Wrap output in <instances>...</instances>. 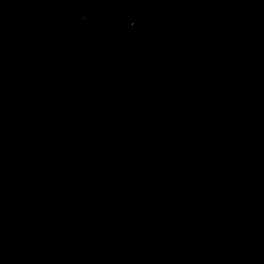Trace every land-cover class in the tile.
<instances>
[{"label": "flooded vegetation", "instance_id": "flooded-vegetation-1", "mask_svg": "<svg viewBox=\"0 0 264 264\" xmlns=\"http://www.w3.org/2000/svg\"><path fill=\"white\" fill-rule=\"evenodd\" d=\"M108 5L109 0H0V80L7 77L31 96L49 119L64 117L58 118L63 119L59 126L55 121L48 126L56 134L49 143L70 161L78 157L75 166L80 159L87 164V185L50 198L43 222L29 225L20 239L27 247L24 262L33 254L34 264H217L209 247L189 238L195 233L188 231L194 222L185 181L198 170L193 150L201 127L223 121L218 114L229 99L185 92L212 82V63L199 53L189 61L177 58L174 70L163 62L172 57L154 58L146 83H158L159 92L143 97L146 85L140 86L137 73L141 68L145 75L147 58H134L141 43L103 33ZM101 73L117 88L97 96L93 83ZM222 82L218 76L215 84ZM129 91L144 108L143 120ZM169 104L179 107H172V123L162 129L154 121L162 117L160 107ZM71 123L78 125L73 127L80 129L81 139ZM152 136L165 139V147ZM60 163L66 174L71 164ZM3 244L13 252L0 255L1 261L11 264L23 257L26 248L9 240Z\"/></svg>", "mask_w": 264, "mask_h": 264}, {"label": "trees", "instance_id": "trees-1", "mask_svg": "<svg viewBox=\"0 0 264 264\" xmlns=\"http://www.w3.org/2000/svg\"><path fill=\"white\" fill-rule=\"evenodd\" d=\"M191 2L197 5L193 13L188 9ZM133 6L131 0H109L103 33L116 36L133 13L134 27L123 37L133 45L141 43L135 59L147 58L145 75L141 68L137 73L141 87L158 56L189 61L199 53L223 66L226 59L235 63L241 56H232V47L225 59L208 55L215 38L252 48L264 43V0H140L137 10ZM255 80L250 85L264 92V82L259 86ZM6 85L18 90L20 105H28L31 114L3 103L7 89L1 86ZM0 90V234L11 228L16 238L51 211L50 198L56 195L65 165L35 161L51 155L49 141L56 137L47 126L46 112L13 84L0 80ZM245 96L224 100L230 112L225 122L201 127L193 150L198 170L185 181L186 207L195 225L189 238L209 247L217 264H264V119L251 110L253 103ZM0 239L8 240L4 234ZM6 246L0 243V255L9 257L13 250Z\"/></svg>", "mask_w": 264, "mask_h": 264}, {"label": "rangeland", "instance_id": "rangeland-1", "mask_svg": "<svg viewBox=\"0 0 264 264\" xmlns=\"http://www.w3.org/2000/svg\"><path fill=\"white\" fill-rule=\"evenodd\" d=\"M164 5H166V1L163 2ZM188 9L190 12H195L197 10V5L196 3L188 4ZM232 47V56L238 55L241 56V59L238 62H232L230 59H226L224 65L228 66L227 69H223V66H216L212 64L213 69H209L208 75L211 76L212 82L211 81H206L207 85L205 84H196L192 88L196 86H201L197 87L196 89L190 88V90L185 91L186 93L194 95H199V96H205L207 99H220L222 97L229 99V100H236V99H241L242 97L246 96L245 99L249 100V103H253L252 111L256 112L258 114L259 118L264 119V92H261V89L259 87L255 89L252 87L250 84L253 82L252 79L253 77L256 76L255 82H259V86H261V82H264V43H259L256 44L254 48L250 47L248 44H243V43H236V44H230L227 43V41L220 37H217L213 40L211 43V48L212 52L210 55L211 57H215L216 59L222 60L225 59L223 58L225 53H230V49ZM206 58V57H205ZM208 59V58H207ZM196 60L200 61V56H197ZM204 58H201V64H204L202 61H204ZM209 60V59H208ZM196 61V62H199ZM168 67L171 68V70H174L172 67L173 64L178 63L177 57L173 56L172 58L166 59L165 61ZM199 66V67H200ZM216 71H215V69ZM219 77L224 78V82H222V85L218 83V85L215 84L216 79ZM200 77H206V76H200ZM3 82L8 83V78L5 76H2ZM151 81H153L152 78H150ZM10 81V80H9ZM213 83V84H210ZM111 84V85H110ZM146 90L145 92L147 94L143 93V97L145 98H151L159 92L157 90L158 83L155 82V86L153 87L151 84L146 83ZM93 86L95 88V92L97 96H101L103 94H107L108 92H113L116 90L117 86L116 84L109 79L107 75L104 73H101L98 75L97 81L93 83ZM110 86V87H109ZM32 89H35V86L32 84L31 85ZM1 89L6 90L5 98L3 99V103H10L14 108H17V112L20 114L22 113H30V108L28 105L22 107L19 103L20 95L18 93V90L13 87H8L6 86H1ZM178 93H175V96H177ZM215 100V99H214ZM51 102V100H47L46 103ZM257 105L259 108H257ZM178 108V104H169L167 106H161L162 108V117L158 120V116H156V119L154 123H157V127H161L162 129H167L173 119V113L175 111L172 109V107ZM48 109V108H47ZM49 110V109H48ZM50 111H53L52 109ZM214 111L219 113V110L217 107H214ZM46 114V113H45ZM219 115V114H218ZM230 115L229 109L225 108L221 114V117L223 121L228 118ZM47 116V115H46ZM62 116H57L56 114L52 115L50 119L48 120L47 126H52L53 121H55V124L58 126L60 123L63 121V119H58ZM57 119V120H55ZM216 125V124H215ZM73 126H78L77 124H71V128L74 130L76 133L77 137H79V128H75ZM98 127V126H97ZM81 139V136H80ZM153 141H157V144L159 147L164 148L166 141L163 138L157 137V136H152ZM65 156V157H64ZM39 165H51L55 164L56 162H66L68 163L69 166V171L65 174L64 178L60 180L56 186V194H60L63 191H72V190H78V188L85 187L87 184V179L84 177L83 173L86 172V165L87 164H82L85 160L80 159V166L77 167L72 163H75L78 161V157L76 161H70L67 157L66 154L62 151L57 149L56 147L51 150V155L45 157L43 160H35ZM82 164V165H81ZM75 167V168H74ZM84 193H86V189L84 190ZM189 233L194 232V226L193 224H190L188 227ZM29 232H23L19 236H16V238H13L14 235V230L11 228H7L4 231H2V234L6 236V238L9 240L10 245L16 246L17 248H26L23 252V257L19 260L13 261L11 264H34L32 261V258L34 257L33 254L32 256H28V261L29 263L24 262V260L27 258L26 256V243L23 244V246L19 243L20 239L24 237V235ZM0 234V237L2 236ZM25 241V240H24ZM3 241L0 239V243ZM9 245V246H10ZM35 249V246H32V251ZM31 251V245L30 249ZM17 256V255H16ZM0 264H9L8 261H1Z\"/></svg>", "mask_w": 264, "mask_h": 264}, {"label": "built area", "instance_id": "built-area-1", "mask_svg": "<svg viewBox=\"0 0 264 264\" xmlns=\"http://www.w3.org/2000/svg\"><path fill=\"white\" fill-rule=\"evenodd\" d=\"M135 3V8H137L138 3L140 0H132ZM134 21L132 20L131 17L126 19L124 21V25L121 26L120 31L118 32V36L122 37L128 33V31L133 27Z\"/></svg>", "mask_w": 264, "mask_h": 264}, {"label": "water", "instance_id": "water-1", "mask_svg": "<svg viewBox=\"0 0 264 264\" xmlns=\"http://www.w3.org/2000/svg\"><path fill=\"white\" fill-rule=\"evenodd\" d=\"M200 64H201V62H200ZM200 64H199V66H200ZM199 66H198V68H199ZM129 87H130V81L128 79L127 80V88H129ZM129 95H130L131 100L133 101V103L138 107L139 113L141 114L142 119H143L144 115H145L143 106L140 105L139 101L135 98V96L133 95V93L131 91H129Z\"/></svg>", "mask_w": 264, "mask_h": 264}, {"label": "clouds", "instance_id": "clouds-1", "mask_svg": "<svg viewBox=\"0 0 264 264\" xmlns=\"http://www.w3.org/2000/svg\"><path fill=\"white\" fill-rule=\"evenodd\" d=\"M131 1H132V0H131ZM132 2H133V1H132ZM133 3H134V2H133ZM138 4H139V3H138ZM137 9H138V6H137V8H135V3H134V6H133L132 10L135 11V10H137ZM132 16H133V13H130L129 16H128L126 19H128L129 17L132 18ZM126 19H125V20H126ZM125 20H123V25H124V21H125ZM132 20H133V18H132ZM133 21H134V20H133ZM134 24H135V22H134ZM133 27H134V25H133ZM133 27H132V28H133ZM132 28H131L130 30H132ZM130 30H129V31H130ZM129 31H128V32H129ZM127 34H128V33H127ZM124 36H125V35H124ZM116 37H117V38H123V39L125 38V37H123V36H122V37H119L118 34L116 35ZM255 77H256V76H255ZM129 81H130V79H129ZM138 112H139V111H138ZM13 238H14V237H13Z\"/></svg>", "mask_w": 264, "mask_h": 264}, {"label": "bare ground", "instance_id": "bare-ground-1", "mask_svg": "<svg viewBox=\"0 0 264 264\" xmlns=\"http://www.w3.org/2000/svg\"><path fill=\"white\" fill-rule=\"evenodd\" d=\"M69 72H70V71H69ZM67 73H68V72H67ZM63 74H64V73H63ZM68 74H69V73H68ZM58 75H59V74H58ZM59 76H60V75H59ZM59 76H58V77H59ZM56 78H57V77H56ZM57 79H59V78H57ZM80 80H81V79H80ZM78 81H79V80H78ZM56 82H57V81H56ZM75 82H76V81H75ZM75 82H74V83H75ZM114 82H115V81H114ZM75 84H76V83H75ZM110 85H111V84H110ZM109 87H110V86H109ZM124 89H125V88H124ZM128 90H129V88H128ZM125 93H126V92H125ZM73 99H74V98H73ZM123 99H124V98H123ZM73 101H74V100H73ZM72 105H74V104H72ZM76 105H77V104H76ZM78 106H79V105H78ZM78 106H77V107H78ZM69 109H71V108H69ZM89 109H90V108H89ZM70 111H71V110H70ZM73 111H74V110H73ZM76 111H77V110H76ZM76 111H75V112H76ZM118 112H119V111H118ZM138 113H139V112H138ZM69 114H71V113H69ZM74 114H75V113H74ZM84 115H85V114H84ZM140 115H141V114H140ZM82 116H83V115H82ZM82 118H83V117H82ZM76 119H78V118H76ZM79 120H80V119H79ZM142 120H143V119H142ZM80 121H81V120H80ZM137 122H138V121H137ZM71 124H72V123H71ZM69 128H70V127H69ZM133 133H134V132H133ZM135 136H136V135H135ZM136 142H137V141H136ZM136 149H137V147H136ZM139 149H140V148H139ZM136 151H137V150H136ZM134 170H135V169H134ZM136 170H137V169H136ZM139 174H140V173H139ZM135 189H136V188H135Z\"/></svg>", "mask_w": 264, "mask_h": 264}]
</instances>
